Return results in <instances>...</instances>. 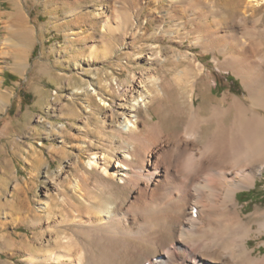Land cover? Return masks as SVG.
Returning a JSON list of instances; mask_svg holds the SVG:
<instances>
[{
  "label": "bare ground",
  "instance_id": "1",
  "mask_svg": "<svg viewBox=\"0 0 264 264\" xmlns=\"http://www.w3.org/2000/svg\"><path fill=\"white\" fill-rule=\"evenodd\" d=\"M177 7L170 15L188 25L187 33L197 32L193 45L223 53L224 60L217 55L214 60L241 79L244 98L229 100L224 94L212 102L205 65L187 50L164 57L154 45L166 35L158 25L150 35L152 52L144 56L145 46L127 52L128 60L137 53L136 59L156 65L129 75L136 86L98 74L99 89L89 88L107 103L106 90L116 92L113 84L122 85L121 115L111 108L110 117L99 119L110 145L92 152L84 168L73 166L74 177L46 192L35 213L15 216L34 228L35 239L49 234L42 249L34 250L30 240L27 249L14 246L25 255L24 263L264 264L261 245L259 253L250 246L264 236V209L246 213L238 196L264 175V51L258 61L234 35H220L219 29L202 34L209 26L198 20L203 11L186 18L187 8ZM19 17L11 14L12 20ZM130 17L125 13L121 26ZM228 45L233 50L226 53ZM157 67L175 73L167 81ZM5 98L0 92V110Z\"/></svg>",
  "mask_w": 264,
  "mask_h": 264
},
{
  "label": "rangeland",
  "instance_id": "2",
  "mask_svg": "<svg viewBox=\"0 0 264 264\" xmlns=\"http://www.w3.org/2000/svg\"><path fill=\"white\" fill-rule=\"evenodd\" d=\"M184 1L0 0V92L6 95L0 110V264H28L22 260L25 255L14 250V246L27 249L26 240L35 244L34 250L46 246L48 233L35 239L34 228L15 216L35 213L46 192L74 177L73 166L84 168L92 152L110 145L107 130L98 124L99 119L110 117L111 108L121 115L122 85L113 84L116 92L106 90L107 103L99 95H90L89 88L99 89L98 74L136 86L129 75L139 76L156 65L136 59L137 53L128 60L127 52H137L139 46L146 47L144 56L152 52L150 35L158 25L166 35L153 44L164 57L172 58L178 49L187 50L205 65L209 77L204 85L212 87V102L224 94L229 100L233 95L244 98L246 90L241 79L214 60L215 55L224 60L223 53L204 52L201 46L193 45L197 32L187 33L188 25L183 27V20L170 13L175 5L177 10L187 8L183 13L186 18L192 17L194 10L203 11L198 20L207 21L209 26H204L202 34L219 29L220 35H234L246 42L255 60L261 61L264 2L201 0L196 7L195 0ZM124 12L131 17L123 27ZM14 13L21 18L12 20ZM251 29L254 35L248 33ZM259 40L261 47L257 46ZM231 50L232 45L225 47L226 53ZM156 70L167 81L175 73L158 67ZM201 97L196 104L203 101ZM100 103H105L104 109ZM177 123L176 127L180 125ZM89 185L94 191L92 181ZM238 196L246 213L264 209V175L255 187L240 191ZM258 244L264 252V236L250 241L251 247Z\"/></svg>",
  "mask_w": 264,
  "mask_h": 264
}]
</instances>
